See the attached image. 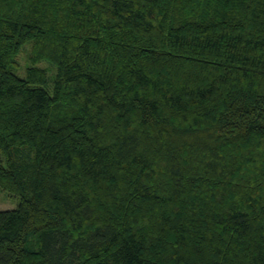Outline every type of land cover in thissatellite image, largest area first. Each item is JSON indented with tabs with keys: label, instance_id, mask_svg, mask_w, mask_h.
I'll list each match as a JSON object with an SVG mask.
<instances>
[{
	"label": "trees",
	"instance_id": "obj_1",
	"mask_svg": "<svg viewBox=\"0 0 264 264\" xmlns=\"http://www.w3.org/2000/svg\"><path fill=\"white\" fill-rule=\"evenodd\" d=\"M0 190V264H264V0H0Z\"/></svg>",
	"mask_w": 264,
	"mask_h": 264
},
{
	"label": "rangeland",
	"instance_id": "obj_2",
	"mask_svg": "<svg viewBox=\"0 0 264 264\" xmlns=\"http://www.w3.org/2000/svg\"><path fill=\"white\" fill-rule=\"evenodd\" d=\"M28 54L29 46H26L18 57L19 69L17 73L20 76H23L25 67L29 65ZM39 66L45 68L49 76L54 73V67L47 62H42L39 64ZM18 202L19 199L17 197H12L7 192L0 190V211L14 209Z\"/></svg>",
	"mask_w": 264,
	"mask_h": 264
}]
</instances>
